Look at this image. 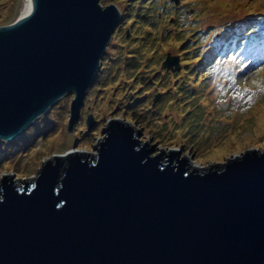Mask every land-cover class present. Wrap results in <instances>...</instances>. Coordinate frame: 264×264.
<instances>
[{"label": "water", "instance_id": "95a60500", "mask_svg": "<svg viewBox=\"0 0 264 264\" xmlns=\"http://www.w3.org/2000/svg\"><path fill=\"white\" fill-rule=\"evenodd\" d=\"M29 1L0 24L1 141L70 92L73 125L121 18L114 1ZM105 131L2 177L0 264H264V148L190 168L122 114Z\"/></svg>", "mask_w": 264, "mask_h": 264}, {"label": "rangeland", "instance_id": "374dc122", "mask_svg": "<svg viewBox=\"0 0 264 264\" xmlns=\"http://www.w3.org/2000/svg\"><path fill=\"white\" fill-rule=\"evenodd\" d=\"M109 1L122 18L77 120L69 128L70 92L17 138L0 141V181L11 173L37 174L43 158L60 151L58 141L66 149L97 150L113 114L151 135L155 152L170 144L187 148L197 167L251 145L264 148V128H257L264 106V0H101ZM23 4L0 0V24L14 21ZM245 32L262 44L240 64L230 43Z\"/></svg>", "mask_w": 264, "mask_h": 264}, {"label": "trees", "instance_id": "16d2710c", "mask_svg": "<svg viewBox=\"0 0 264 264\" xmlns=\"http://www.w3.org/2000/svg\"><path fill=\"white\" fill-rule=\"evenodd\" d=\"M121 18H122V15H121ZM120 18V19H121ZM260 21H262V18H259ZM256 25V24H255ZM254 25V26H255ZM254 34V32H253ZM253 34H250L248 32H245V33H241L237 36V38L235 40L232 41V43H230V45H235V49L233 50V53L235 52V50L237 49H241V52L243 51L246 56H249L248 54H251V56L253 55L254 53V50L256 48H258L259 44H256L255 43V40L253 38ZM245 38H249V41H246ZM249 44H253V45H250V46H247ZM223 48H221L220 50H222ZM243 55H241V58L243 57ZM239 61L241 62L242 59H239ZM239 62V63H240ZM173 69V68H172Z\"/></svg>", "mask_w": 264, "mask_h": 264}, {"label": "bare ground", "instance_id": "6f19581e", "mask_svg": "<svg viewBox=\"0 0 264 264\" xmlns=\"http://www.w3.org/2000/svg\"><path fill=\"white\" fill-rule=\"evenodd\" d=\"M31 4L29 0H24V4H23V7L21 9V12L19 13V15L23 12V10L29 5ZM19 15L16 17L18 18ZM257 128L258 129H263L264 128V106L262 108H260V111H259V114L257 116ZM221 151H224V148H220L216 151L215 154H213V156L215 157V155H218L220 153H222ZM193 164L189 163V166L191 168Z\"/></svg>", "mask_w": 264, "mask_h": 264}, {"label": "clouds", "instance_id": "9594fccd", "mask_svg": "<svg viewBox=\"0 0 264 264\" xmlns=\"http://www.w3.org/2000/svg\"><path fill=\"white\" fill-rule=\"evenodd\" d=\"M17 138V137H16ZM1 141V140H0ZM4 177V176H3Z\"/></svg>", "mask_w": 264, "mask_h": 264}, {"label": "snow or ice", "instance_id": "6c2138e0", "mask_svg": "<svg viewBox=\"0 0 264 264\" xmlns=\"http://www.w3.org/2000/svg\"><path fill=\"white\" fill-rule=\"evenodd\" d=\"M250 99H251V97H250Z\"/></svg>", "mask_w": 264, "mask_h": 264}, {"label": "flooded vegetation", "instance_id": "af4514ba", "mask_svg": "<svg viewBox=\"0 0 264 264\" xmlns=\"http://www.w3.org/2000/svg\"><path fill=\"white\" fill-rule=\"evenodd\" d=\"M138 131V130H137Z\"/></svg>", "mask_w": 264, "mask_h": 264}]
</instances>
